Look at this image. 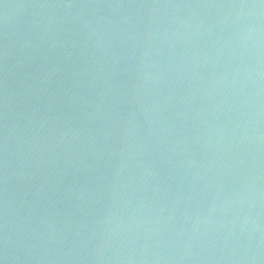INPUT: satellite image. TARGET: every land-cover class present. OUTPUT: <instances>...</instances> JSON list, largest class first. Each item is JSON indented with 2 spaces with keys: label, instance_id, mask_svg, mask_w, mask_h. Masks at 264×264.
I'll return each instance as SVG.
<instances>
[{
  "label": "water",
  "instance_id": "95a60500",
  "mask_svg": "<svg viewBox=\"0 0 264 264\" xmlns=\"http://www.w3.org/2000/svg\"><path fill=\"white\" fill-rule=\"evenodd\" d=\"M0 264H264V0H0Z\"/></svg>",
  "mask_w": 264,
  "mask_h": 264
}]
</instances>
